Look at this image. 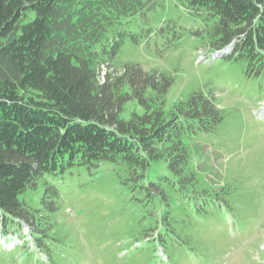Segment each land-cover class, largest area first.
<instances>
[{
  "label": "trees",
  "instance_id": "1",
  "mask_svg": "<svg viewBox=\"0 0 264 264\" xmlns=\"http://www.w3.org/2000/svg\"><path fill=\"white\" fill-rule=\"evenodd\" d=\"M182 3L201 22L188 30L194 47L264 78V0ZM158 4L0 0V235L22 241L0 246V264H74L84 255L90 264L213 262L256 214L264 187H243L236 173L214 187L193 163L191 143L215 133L226 115L215 90L195 85L167 109L177 67L123 60L132 56L126 43H147L156 31L133 28ZM166 23L157 30L176 27ZM153 165L164 171L152 179ZM251 167L264 180V159ZM76 176L85 181L74 188ZM89 186L109 199L90 205L79 226L67 224L64 199Z\"/></svg>",
  "mask_w": 264,
  "mask_h": 264
},
{
  "label": "rangeland",
  "instance_id": "2",
  "mask_svg": "<svg viewBox=\"0 0 264 264\" xmlns=\"http://www.w3.org/2000/svg\"><path fill=\"white\" fill-rule=\"evenodd\" d=\"M183 1L162 0V5H156L145 15H137L134 30L152 27L156 31L147 43L135 47H129L126 43L122 50L133 57L125 55L123 60L134 58L145 68L177 67L175 82L167 96V109L177 102L183 92L195 85H201L203 90L214 89V95L219 105L224 107L226 115L215 133L204 134L201 139L191 143L193 163L202 177L214 187L226 185L236 173L239 175L237 179L243 180V187L262 189L264 180L251 171V165L254 157L264 159V78L246 76L240 62L222 57L212 58L207 47H194L198 38L188 30L200 27L201 22L188 14ZM168 19L173 20L176 27L158 31L160 26L167 24ZM179 25L187 29L180 38H175L173 31ZM132 107L128 105L122 116L127 117ZM163 171L162 165H153L149 175L153 179ZM97 178L101 183L102 177L98 175ZM83 181L84 178L76 176L72 186L76 188ZM74 188L69 200L64 199L66 223L79 226L87 219L89 206L106 202L111 192H101L99 188L89 186L83 194H79ZM114 191L119 193L117 187ZM9 235L11 239L7 240ZM21 235L30 241L26 228L22 229ZM18 236L15 233L2 235L0 244L4 249L13 248L21 244ZM88 257L84 255L74 264H90ZM259 258H264V195L257 201L256 214L247 216L241 227L235 229L234 243L217 260L201 264H258L255 261ZM261 263L264 264V261Z\"/></svg>",
  "mask_w": 264,
  "mask_h": 264
},
{
  "label": "built area",
  "instance_id": "3",
  "mask_svg": "<svg viewBox=\"0 0 264 264\" xmlns=\"http://www.w3.org/2000/svg\"><path fill=\"white\" fill-rule=\"evenodd\" d=\"M0 237H1V235H0ZM15 237H16V240H17V236L15 235ZM11 239V237H10V235H9V238L7 239V240H10ZM21 243H22V241H21ZM1 245V244H0ZM2 247H4L3 245H1Z\"/></svg>",
  "mask_w": 264,
  "mask_h": 264
},
{
  "label": "water",
  "instance_id": "4",
  "mask_svg": "<svg viewBox=\"0 0 264 264\" xmlns=\"http://www.w3.org/2000/svg\"><path fill=\"white\" fill-rule=\"evenodd\" d=\"M219 55V53H214L213 56L214 57H217Z\"/></svg>",
  "mask_w": 264,
  "mask_h": 264
}]
</instances>
